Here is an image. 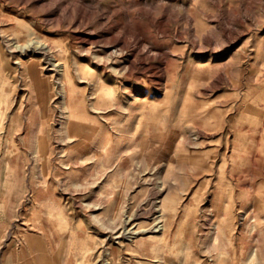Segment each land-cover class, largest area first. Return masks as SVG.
Segmentation results:
<instances>
[{"label": "rangeland", "instance_id": "rangeland-1", "mask_svg": "<svg viewBox=\"0 0 264 264\" xmlns=\"http://www.w3.org/2000/svg\"><path fill=\"white\" fill-rule=\"evenodd\" d=\"M33 39L67 67L68 143L88 146L60 184L78 192L86 225L71 261L264 264V0H0V84L22 104L6 147L26 151L41 125L26 118L40 76L53 88L44 139L59 168L64 75L18 50ZM97 133L121 144L112 170L97 166Z\"/></svg>", "mask_w": 264, "mask_h": 264}, {"label": "crops", "instance_id": "crops-1", "mask_svg": "<svg viewBox=\"0 0 264 264\" xmlns=\"http://www.w3.org/2000/svg\"><path fill=\"white\" fill-rule=\"evenodd\" d=\"M32 81L39 86L41 97L32 103L35 107H31L26 118L30 121L37 114L41 125L31 130V145L26 151H21L13 142L6 147L4 137L17 136V127L13 126L17 125V119L20 120L22 104L17 106V100L11 104L5 84H0V248L5 250L1 264H78L76 258L71 261L68 255L71 237L77 238L72 241L73 244L81 248L85 244L81 236L86 225L79 210L82 200L78 198V192L71 194L69 188L60 192V184H68L70 176L75 174L71 168L78 162L68 159L70 152L76 151L81 158L88 146H69L68 142L75 141L69 134L75 137L76 123L73 121L70 98L65 97L69 114L61 130L67 133L68 138L61 139L63 153L58 162L59 168L51 166L53 149L45 144L44 131L47 132L48 126L46 118L51 119L47 113L52 110L49 101L53 88L52 84L47 83L45 91H42L40 76L38 80L32 78ZM8 112H13L9 128L5 125ZM99 141L97 166L112 170L115 153L121 144H116L117 141L114 143L109 134L99 133ZM31 154L32 157H29ZM30 158L32 162L27 163ZM18 159L22 161L21 167L17 165Z\"/></svg>", "mask_w": 264, "mask_h": 264}, {"label": "bare ground", "instance_id": "bare-ground-1", "mask_svg": "<svg viewBox=\"0 0 264 264\" xmlns=\"http://www.w3.org/2000/svg\"><path fill=\"white\" fill-rule=\"evenodd\" d=\"M221 23V22H220ZM17 48L18 50H20L22 53H24L25 51L28 52V51H32V52H42L43 55L46 56L47 58V61H45L47 63V67L50 66L53 70V72H57L58 74H62L64 75V79L62 77V79H60L59 83L61 85V90H60V94L62 95L63 94V97H68L69 95L66 94V92L63 93V88H66L67 92H69V90L67 89L66 85L70 82V81H67V76H69V72H68V69L67 67L65 66L64 62H61V61H58L57 58L55 57V55L53 54V52L51 51L50 49V46L48 43L42 41V40H37V39H33L31 41H29L28 43H25V44H20L18 41H17ZM19 51V52H20ZM128 59H129V56H128ZM131 65L129 64L126 69H130ZM58 82V81H57ZM5 96V95H4ZM91 99L93 98H97L95 95H92V97H90ZM98 102L100 100H97ZM97 103V102H96ZM60 111V110H59ZM98 111V110H97ZM94 138H95V141L97 144L101 143L99 141V133L95 134L94 135ZM93 138V140H94ZM91 145V144H90ZM71 153V152H70ZM69 161V160H68ZM130 219V218H129ZM159 223V222H158ZM155 230L156 231H160L162 229L161 225H156L155 226ZM124 232V231H123ZM131 233H133L130 229L126 232H124L123 234L124 235H127L128 237L131 236ZM122 235V236H124ZM117 236H121V235H117ZM121 236V237H122Z\"/></svg>", "mask_w": 264, "mask_h": 264}]
</instances>
